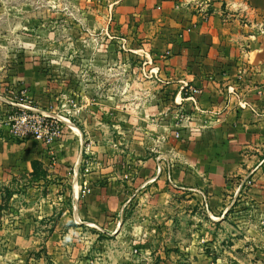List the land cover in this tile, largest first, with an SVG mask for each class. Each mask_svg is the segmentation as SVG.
<instances>
[{
	"label": "rangeland",
	"instance_id": "1",
	"mask_svg": "<svg viewBox=\"0 0 264 264\" xmlns=\"http://www.w3.org/2000/svg\"><path fill=\"white\" fill-rule=\"evenodd\" d=\"M114 2L0 0V134L6 118L8 128L20 113L17 104L65 119L71 127L64 126V135L82 130L87 93L101 90L108 108V144L98 159L82 145L66 177L47 173V182H35L22 168L0 171V264H240L238 258L250 262L252 255L264 264V250L249 247L264 232L247 198L250 175L238 183L223 219L205 212L198 193L199 203L179 186L133 176L137 156L116 144L111 119L117 102L128 111L147 109L151 93H145L153 88L144 82L154 75L147 68L162 56H148L152 41L116 33ZM40 146L46 171L54 173L56 144ZM148 153L140 160L156 155ZM103 164L120 167L92 181ZM247 209L250 217L242 218Z\"/></svg>",
	"mask_w": 264,
	"mask_h": 264
},
{
	"label": "crops",
	"instance_id": "2",
	"mask_svg": "<svg viewBox=\"0 0 264 264\" xmlns=\"http://www.w3.org/2000/svg\"><path fill=\"white\" fill-rule=\"evenodd\" d=\"M113 6L116 33L140 44L152 41L148 56H162L147 68L154 73L144 82L153 88L145 93H151L147 109L128 111L117 102L111 119L116 144L137 156L132 160L133 176H143L150 185H166L164 174L155 173V158L164 159L171 164L173 183L198 203L197 192H204L209 216L223 219L238 183L250 175L254 186L247 198L254 201L264 227V0H117ZM185 87L199 90L196 110L183 98ZM83 101L82 130H66L56 144L57 169L47 170L52 179L66 177L64 172L76 162L82 145L89 146L97 159L100 151L105 152L107 96L101 90L95 95L89 92ZM181 109L190 121L182 124L181 137L174 139L173 125ZM144 129L150 139L143 138ZM2 135L1 172L22 168L30 174L33 161L46 170L40 144L32 139L7 142ZM147 150V155H156L140 160ZM118 166L99 165L90 179ZM249 213L247 209L240 215L250 217ZM259 237L250 239L249 247L264 250V232ZM252 256L250 262L237 260L262 264L261 257Z\"/></svg>",
	"mask_w": 264,
	"mask_h": 264
},
{
	"label": "built area",
	"instance_id": "3",
	"mask_svg": "<svg viewBox=\"0 0 264 264\" xmlns=\"http://www.w3.org/2000/svg\"><path fill=\"white\" fill-rule=\"evenodd\" d=\"M184 92L185 101H188L193 109H197L196 96L199 94V90L185 87L182 89ZM20 110V113L16 116L9 118V125L7 128V118L5 120L6 132L2 135L4 140H12L13 142H25L29 139L37 141L44 147L52 148L55 144L59 143L64 135V123L63 118L59 116L51 115L48 112H42L29 107H24L20 104L14 105ZM175 122L173 125V137L179 139L181 137V126L183 123L190 121L189 115L179 110L176 114ZM69 122V120H67ZM186 132L185 127H182ZM171 164L164 159H156L155 173L160 175L164 173L166 182L173 188L178 189L171 179ZM245 182V181H244ZM243 182V183H244ZM247 186L251 185L249 180L246 181ZM201 195V206L205 212H208L209 205L207 202V196L204 192H197ZM262 222V221H261ZM263 224V222H262Z\"/></svg>",
	"mask_w": 264,
	"mask_h": 264
},
{
	"label": "trees",
	"instance_id": "4",
	"mask_svg": "<svg viewBox=\"0 0 264 264\" xmlns=\"http://www.w3.org/2000/svg\"><path fill=\"white\" fill-rule=\"evenodd\" d=\"M16 143H20V142H16ZM31 170L32 172L29 174L31 179H33L35 182L37 181L47 182L46 181L47 171L42 168V165L39 162L33 161L31 163Z\"/></svg>",
	"mask_w": 264,
	"mask_h": 264
},
{
	"label": "bare ground",
	"instance_id": "5",
	"mask_svg": "<svg viewBox=\"0 0 264 264\" xmlns=\"http://www.w3.org/2000/svg\"><path fill=\"white\" fill-rule=\"evenodd\" d=\"M69 127H71L68 123H66ZM73 129V128H72ZM74 130V129H73ZM74 131H76V130H74Z\"/></svg>",
	"mask_w": 264,
	"mask_h": 264
}]
</instances>
